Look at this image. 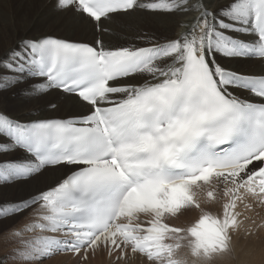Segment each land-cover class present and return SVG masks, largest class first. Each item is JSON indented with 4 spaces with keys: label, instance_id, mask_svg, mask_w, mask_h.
Returning <instances> with one entry per match:
<instances>
[{
    "label": "snow or ice",
    "instance_id": "obj_1",
    "mask_svg": "<svg viewBox=\"0 0 264 264\" xmlns=\"http://www.w3.org/2000/svg\"><path fill=\"white\" fill-rule=\"evenodd\" d=\"M210 3L55 0L57 10L97 29L111 14L138 9L198 15L177 18L179 31L163 42L138 36L146 46L43 35L5 49L0 91L26 83L30 95L60 90L84 102L87 114L21 122L0 113V187L37 180L50 166L69 168L54 185L0 202V220L30 211L20 228L5 230L13 247L0 264L58 255L83 264L98 249L117 264L129 253L145 264H213L234 251L239 205L264 206V74L219 58L264 64V0ZM218 199L220 213L206 210ZM190 209L200 214L188 226L169 222ZM252 224L247 236L264 227Z\"/></svg>",
    "mask_w": 264,
    "mask_h": 264
},
{
    "label": "bare ground",
    "instance_id": "obj_2",
    "mask_svg": "<svg viewBox=\"0 0 264 264\" xmlns=\"http://www.w3.org/2000/svg\"><path fill=\"white\" fill-rule=\"evenodd\" d=\"M224 2L225 0H211L210 7L218 6ZM197 15L198 13L193 11L185 16L170 17L138 9L127 14H116L111 20L102 21V26L107 31L98 32L91 20L77 15L74 11L57 10L55 0H0V56L20 37L31 38L43 35L78 41H82V39L95 41L101 35L107 47L146 45L145 41L137 39L138 36L144 34L163 42L165 38L173 37L179 31L175 25L177 18L191 21ZM219 59L222 63H228L231 67L244 73L256 75L264 73V64L257 60L225 61L223 58ZM27 88L28 84L26 83L7 91H0V113L22 122L35 118H67L87 114V105L76 96L56 90L41 95H30L26 91ZM52 105H55V108ZM12 155L21 158L25 154L22 151H17ZM68 173L69 168L66 166L47 168L37 180L0 187V202L26 198L39 189L54 185L57 180L62 179ZM258 212L260 218L264 217V210H258ZM29 214L30 211L25 212L23 216H29ZM20 217L0 220V229L13 225ZM195 217L194 212H189L181 215L175 222L183 225L185 221ZM251 219L256 220L257 218L255 216ZM23 224L20 222L16 228H20ZM7 240L0 238V256L9 252L7 247L10 241ZM259 245L261 247H258ZM233 247L234 251L231 254L217 258L213 264H264V227L251 236L237 234L233 239ZM100 252L101 250L95 254ZM94 256L99 261L97 263L101 264L100 257ZM65 257L68 256H57L52 260ZM105 260V264L113 262L112 259ZM118 263L145 264V261L142 258H135L128 262L119 261Z\"/></svg>",
    "mask_w": 264,
    "mask_h": 264
},
{
    "label": "rangeland",
    "instance_id": "obj_3",
    "mask_svg": "<svg viewBox=\"0 0 264 264\" xmlns=\"http://www.w3.org/2000/svg\"><path fill=\"white\" fill-rule=\"evenodd\" d=\"M214 208H216V206ZM24 217L25 216H21L20 218H17L16 219V222H14L15 225L13 224V225H10L8 227L6 226V227H3L2 229H0V238H6V239H8L7 235L5 234V230L6 229H9V228H13V227L16 228L15 226L16 225L18 226L20 224V222L23 221ZM8 240L10 241V244L8 245L7 249H9L8 251L10 252L11 248L13 247V242H11L10 239H8ZM258 247H261V246L259 245ZM95 255H97V257H100V259H101L100 263L101 264H105L104 261H106L105 260L106 259V256H105V253L103 251H101L99 254H95ZM92 257L93 256H89L88 260L87 261H84L83 264H91V263L92 264H95V263L98 264L99 261H98V259L95 258L96 256H94L93 258ZM92 260H94V261H92ZM95 260H96V262H95ZM45 264H75V261L71 257L68 256V257H65V258H62V259H57V260H52L51 259V260L45 261ZM112 264H117V263L112 262Z\"/></svg>",
    "mask_w": 264,
    "mask_h": 264
}]
</instances>
